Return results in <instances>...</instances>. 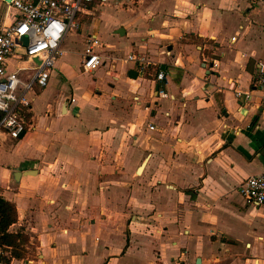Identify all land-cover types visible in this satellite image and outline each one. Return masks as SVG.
I'll list each match as a JSON object with an SVG mask.
<instances>
[{"label":"crops","instance_id":"1","mask_svg":"<svg viewBox=\"0 0 264 264\" xmlns=\"http://www.w3.org/2000/svg\"><path fill=\"white\" fill-rule=\"evenodd\" d=\"M14 17L0 0V29ZM78 21L29 127L0 142L25 239L4 263L264 264V205L238 192L264 174V0H111Z\"/></svg>","mask_w":264,"mask_h":264},{"label":"built area","instance_id":"2","mask_svg":"<svg viewBox=\"0 0 264 264\" xmlns=\"http://www.w3.org/2000/svg\"><path fill=\"white\" fill-rule=\"evenodd\" d=\"M110 1L9 0L15 17L10 25L0 29V142L6 138L17 139L29 127V94L35 86L44 88L47 85L50 71L61 55L63 38L68 31L80 27L78 15L92 16ZM21 38L26 39V45ZM98 44V39L92 37L84 48L81 68L85 73L92 72L101 64L95 51ZM32 60L38 64L26 65ZM11 63L13 69H10ZM163 78L162 72L156 75L157 80ZM258 89L264 106V71L259 77ZM235 93L237 96L241 94ZM160 94L166 97L165 93ZM246 98H249L248 94ZM149 128L153 129L152 126ZM238 192L247 203L264 205V174L241 181ZM0 264H5L1 251Z\"/></svg>","mask_w":264,"mask_h":264},{"label":"trees","instance_id":"3","mask_svg":"<svg viewBox=\"0 0 264 264\" xmlns=\"http://www.w3.org/2000/svg\"><path fill=\"white\" fill-rule=\"evenodd\" d=\"M16 211L12 203L0 197V245L5 244L18 248L19 241L23 242L25 239L21 235H10L7 233V228L16 221ZM15 257H21V253L13 251Z\"/></svg>","mask_w":264,"mask_h":264},{"label":"rangeland","instance_id":"4","mask_svg":"<svg viewBox=\"0 0 264 264\" xmlns=\"http://www.w3.org/2000/svg\"><path fill=\"white\" fill-rule=\"evenodd\" d=\"M135 2H136V0H135ZM136 5V4H135ZM73 39V38H72ZM70 53L72 54V57H71V61H73V63L75 64V42H72V44H71V46H70ZM66 61L68 60L67 58L65 59ZM38 63L35 61V60H32V61H29L28 62V66H35V65H37ZM59 88V85L58 84H56L53 88H52V90H50V91H53V92H55V90L56 89H58Z\"/></svg>","mask_w":264,"mask_h":264},{"label":"water","instance_id":"5","mask_svg":"<svg viewBox=\"0 0 264 264\" xmlns=\"http://www.w3.org/2000/svg\"><path fill=\"white\" fill-rule=\"evenodd\" d=\"M7 2H9V0H5ZM117 34H120V32L117 31ZM21 41L24 45H26V39L25 38H21ZM128 76L132 79L136 78L137 73L135 71H128Z\"/></svg>","mask_w":264,"mask_h":264}]
</instances>
